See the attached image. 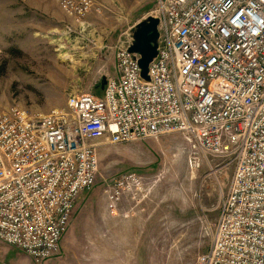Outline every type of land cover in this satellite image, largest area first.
<instances>
[{"label": "built area", "instance_id": "1", "mask_svg": "<svg viewBox=\"0 0 264 264\" xmlns=\"http://www.w3.org/2000/svg\"><path fill=\"white\" fill-rule=\"evenodd\" d=\"M76 21L93 0H56ZM156 56L140 75L132 41L115 50L101 95H70L31 115L0 108V241L35 264L60 251L74 202L98 171L97 146L179 133L191 173L233 172L196 264H264V0H156ZM132 39V38H131ZM148 187L133 172L107 184L112 210Z\"/></svg>", "mask_w": 264, "mask_h": 264}, {"label": "rangeland", "instance_id": "2", "mask_svg": "<svg viewBox=\"0 0 264 264\" xmlns=\"http://www.w3.org/2000/svg\"><path fill=\"white\" fill-rule=\"evenodd\" d=\"M93 1L76 21L56 0H0V108L46 114L70 95L101 94L116 48L132 41L156 0ZM96 150L95 182L77 196L59 253L39 264H196L233 165L214 159L191 173L179 133ZM125 172L148 189L135 199L124 193L113 211L104 189Z\"/></svg>", "mask_w": 264, "mask_h": 264}, {"label": "water", "instance_id": "3", "mask_svg": "<svg viewBox=\"0 0 264 264\" xmlns=\"http://www.w3.org/2000/svg\"><path fill=\"white\" fill-rule=\"evenodd\" d=\"M158 19L148 16L137 23L132 31V43L128 47V51L139 55L138 64L140 67V75L143 79L148 80V65L156 56V48L158 45ZM105 78L101 83V89L105 85Z\"/></svg>", "mask_w": 264, "mask_h": 264}, {"label": "crops", "instance_id": "4", "mask_svg": "<svg viewBox=\"0 0 264 264\" xmlns=\"http://www.w3.org/2000/svg\"><path fill=\"white\" fill-rule=\"evenodd\" d=\"M29 258L20 249L0 241V264H32Z\"/></svg>", "mask_w": 264, "mask_h": 264}]
</instances>
